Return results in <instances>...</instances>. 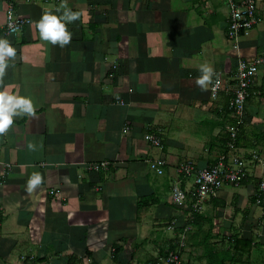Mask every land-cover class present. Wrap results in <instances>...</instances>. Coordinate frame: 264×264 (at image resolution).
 <instances>
[{
    "label": "crops",
    "instance_id": "crops-1",
    "mask_svg": "<svg viewBox=\"0 0 264 264\" xmlns=\"http://www.w3.org/2000/svg\"><path fill=\"white\" fill-rule=\"evenodd\" d=\"M10 4L31 24L7 37L16 54L0 90L30 97L34 111L0 133V264H65L69 257L113 264L116 245L117 264H147L149 253L161 259L184 224L192 190V179L183 180L185 200L173 204L174 168H210L224 153L233 124L226 90L234 87L238 58L264 50V3L237 47L226 38L227 8L219 0H0V37ZM65 7L81 14L67 24L71 42L43 40L35 22ZM204 63L214 69L206 89L196 84ZM263 78L260 68L237 139L255 180L264 171ZM215 79L223 90L213 98ZM151 132L159 148L147 143ZM156 158L167 163L162 176L148 168ZM102 161L110 164L106 172L88 170ZM34 172L42 180L29 189ZM245 186L223 188L203 211L239 198L235 191ZM257 226L262 241L264 222ZM193 238L198 246L202 238Z\"/></svg>",
    "mask_w": 264,
    "mask_h": 264
},
{
    "label": "built area",
    "instance_id": "built-area-1",
    "mask_svg": "<svg viewBox=\"0 0 264 264\" xmlns=\"http://www.w3.org/2000/svg\"><path fill=\"white\" fill-rule=\"evenodd\" d=\"M228 7L227 11V31L226 38L235 47L241 37L248 35L257 23V0H220ZM31 21L18 17L14 14L12 5L8 6L7 17L2 28V35L7 37L18 36ZM11 26V27H10ZM264 68V50L252 60H242L238 58V69L234 77L233 89L226 90L230 100L228 102V112L231 115L233 124L228 131V140L215 164L206 169H200L191 164H180L174 168L177 176L176 182L171 186V201L179 205L185 200V192L181 189V182L185 179H192V190L187 192L190 196L189 208L184 218L181 230L176 234L173 241L167 247L165 256L155 261L154 264H181L182 253L185 249V241L191 231L194 217L200 214L204 203L209 199H216L220 190L225 187H239L241 182L248 177L246 161L237 154V139L243 127L245 115V104L249 97V91L254 85L259 69ZM210 96L216 97L223 90L222 83L215 79L209 89ZM147 143L153 148L161 146L159 134L151 132L146 135ZM252 162L261 163L258 155L252 154ZM148 168L157 176H162L167 163L162 158L151 159ZM110 164L108 161L92 164L88 167L89 171L100 173L106 172ZM254 205L260 210V222H264V171L253 194ZM174 223L168 225V230H174Z\"/></svg>",
    "mask_w": 264,
    "mask_h": 264
},
{
    "label": "clouds",
    "instance_id": "clouds-1",
    "mask_svg": "<svg viewBox=\"0 0 264 264\" xmlns=\"http://www.w3.org/2000/svg\"><path fill=\"white\" fill-rule=\"evenodd\" d=\"M80 15L69 7H65L59 16L45 10L40 19L35 22L36 28L43 40L65 46L72 40V33L68 30L67 24L79 19ZM15 54L16 49L11 42L5 37H0V77L4 75L8 67V59ZM199 72L196 84L206 89L213 79L214 69L211 65L204 63L200 65ZM33 111V101L30 97L9 92L7 89L0 90V133L6 132L13 125L15 117L31 114ZM41 180V174L34 172L28 180L29 189L35 188Z\"/></svg>",
    "mask_w": 264,
    "mask_h": 264
},
{
    "label": "rangeland",
    "instance_id": "rangeland-1",
    "mask_svg": "<svg viewBox=\"0 0 264 264\" xmlns=\"http://www.w3.org/2000/svg\"><path fill=\"white\" fill-rule=\"evenodd\" d=\"M252 187L253 185L251 183L236 190L235 192H238L239 198L236 195L234 197L237 198H232L231 196L227 204L222 205L221 208L216 210L210 208L204 211L202 208L203 212L201 211L200 215L205 220H202L200 224L204 234L210 229L211 235L215 236L209 242L216 250H221L226 247L227 238L231 235L238 233L240 236H243L249 233L248 226L251 225L253 227L251 237L255 244L250 251V262L251 264H264V238L262 241H259L260 238L258 237L260 227L257 226V222L261 221L259 214H257L259 211L257 208H253L252 204H250V199L248 200L249 195L252 193ZM233 209L245 211L247 215L245 224H242V214L232 215ZM196 232L197 228L192 226L185 241L181 264H205V261L200 258L201 247L194 244L197 241L193 238ZM143 259L150 260V262L160 260H156L151 253L142 257Z\"/></svg>",
    "mask_w": 264,
    "mask_h": 264
},
{
    "label": "trees",
    "instance_id": "trees-1",
    "mask_svg": "<svg viewBox=\"0 0 264 264\" xmlns=\"http://www.w3.org/2000/svg\"><path fill=\"white\" fill-rule=\"evenodd\" d=\"M261 88L264 92V78ZM249 182H253L256 188L258 180L251 178H247L242 181L240 186H245ZM254 202L255 198L252 196V198L250 199V204L254 205ZM217 205L220 204L217 203ZM239 213L243 215L242 224H245L247 218L245 212L238 209H233L232 211V215L234 216ZM202 220L203 217L200 214H196L192 226L197 228V232L194 234V236L198 239L202 238L198 246L202 249L200 258L205 261V264H251L250 251L255 244L251 237V231L253 230V227L251 225L248 226L249 233H246L243 236H240L238 233L231 235L227 238L226 247L221 250H216L214 246L209 243L210 239L213 238L210 229L205 234L202 232L200 225V221ZM182 226L183 225H181V227L178 229V232L181 230ZM120 252L121 247H118L116 245L111 256L113 264L118 263V254ZM87 256L89 257L90 255L87 253ZM161 256L164 257L165 253H163ZM65 264H81V262H79L76 257H69ZM127 264H133L132 259ZM147 264H154V262H148Z\"/></svg>",
    "mask_w": 264,
    "mask_h": 264
},
{
    "label": "bare ground",
    "instance_id": "bare-ground-1",
    "mask_svg": "<svg viewBox=\"0 0 264 264\" xmlns=\"http://www.w3.org/2000/svg\"><path fill=\"white\" fill-rule=\"evenodd\" d=\"M220 1V0H219ZM221 2V1H220ZM223 3V2H222ZM259 3V1L257 0V4ZM262 3H264V0H262ZM225 4V3H224ZM226 6V8H227V11H228V7H227V5H225ZM257 10H258V8H257ZM258 22H259V20H258V11H257V23H256V25L258 24ZM255 25V26H256ZM254 26V27H255ZM253 27V28H254ZM226 31H227V24H226ZM226 31H225V35H226ZM228 40V39H227ZM229 41V40H228ZM237 69H238V61H237V65H236V71H237ZM236 73V72H235Z\"/></svg>",
    "mask_w": 264,
    "mask_h": 264
}]
</instances>
